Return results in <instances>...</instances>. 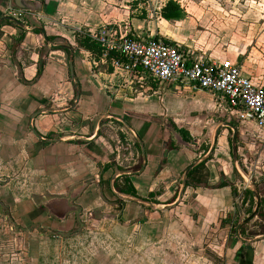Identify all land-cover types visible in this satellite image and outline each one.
Instances as JSON below:
<instances>
[{
	"label": "crops",
	"instance_id": "crops-1",
	"mask_svg": "<svg viewBox=\"0 0 264 264\" xmlns=\"http://www.w3.org/2000/svg\"><path fill=\"white\" fill-rule=\"evenodd\" d=\"M42 1L26 0L23 21L16 19L23 26L0 24V264H264V231L248 227L261 221L258 210L239 228L250 241L235 234L240 215L255 206L254 194L244 195L248 183L240 189L238 171L257 191L264 188V131L216 95L132 85L111 54L97 59L78 47L75 33L91 37L105 26L170 37L135 23L143 21L127 9L116 12L100 0ZM9 5L16 7L0 0V18ZM251 28L245 43L238 35L214 52L195 53L171 39L195 56L237 64L252 83L264 85V21ZM59 44L72 49L78 98L70 50L53 47ZM220 122L235 127L236 166L233 131L224 127L211 154L189 170L175 202L184 171L207 153ZM110 123L119 134H106ZM123 172L136 194L116 189L124 175L114 179L115 191L139 201L112 191L111 178ZM221 181L236 193L229 184L217 186Z\"/></svg>",
	"mask_w": 264,
	"mask_h": 264
},
{
	"label": "built area",
	"instance_id": "built-area-1",
	"mask_svg": "<svg viewBox=\"0 0 264 264\" xmlns=\"http://www.w3.org/2000/svg\"><path fill=\"white\" fill-rule=\"evenodd\" d=\"M4 13L23 21L25 12L9 5ZM91 37L101 44L104 56L112 55L114 68L132 85L153 83L211 93L225 100L240 119L253 121L264 131V85L252 83L239 65L195 56L162 37H144L108 26L92 32Z\"/></svg>",
	"mask_w": 264,
	"mask_h": 264
},
{
	"label": "rangeland",
	"instance_id": "rangeland-1",
	"mask_svg": "<svg viewBox=\"0 0 264 264\" xmlns=\"http://www.w3.org/2000/svg\"><path fill=\"white\" fill-rule=\"evenodd\" d=\"M100 1L113 6L116 12L127 9L132 18L143 21H136L135 23L141 25L143 23L146 27L148 25L153 31L161 30L166 33V37L170 36L167 41L175 44H177V41H174L171 37H176L180 42L188 43L195 53H198L197 51H201L199 53H202V51L214 52L215 50L227 48L230 44L235 43L238 35L243 37L242 41L245 43L251 37V26L257 21H264V0H175L183 11V15L179 20L180 23L173 21L171 23L160 17V9L167 0ZM128 27L133 29V26ZM103 68L106 69L107 67L104 66ZM110 125L105 130L107 135L120 133L116 123H110ZM115 138L113 137V139ZM240 147H242V143H240ZM257 181L261 182L258 179L254 183ZM240 185L242 191V187L246 183ZM254 219L250 221L251 224L248 227L263 232L264 219H261L260 222H258V219L255 221Z\"/></svg>",
	"mask_w": 264,
	"mask_h": 264
},
{
	"label": "water",
	"instance_id": "water-1",
	"mask_svg": "<svg viewBox=\"0 0 264 264\" xmlns=\"http://www.w3.org/2000/svg\"><path fill=\"white\" fill-rule=\"evenodd\" d=\"M13 1V4L16 6V7H19L21 9H28V4L26 3V0H12ZM4 20H9V21H12L14 23H16L17 25H20V26H23L19 21H17L16 19L12 18V17H9V16H3L0 18V24L2 21ZM38 30H40L41 32H43L42 28H37ZM53 47H58V48H67L70 50V57H69V69H70V76H71V79L73 81V85H74V89H75V92H76V98H78V88L74 82V74H73V70H72V49L70 48V46L66 45V44H59V45H54ZM130 114L131 116H134V117H137V118H141V119H146V120H151V118L149 116H144V115H140V114H136V113H128ZM118 118V117H116ZM104 117H102L98 124H97V127H99L100 123L103 121ZM119 120L122 121L121 118H118ZM224 127H229L232 129L233 131V134H232V137H231V150H232V155H233V159H234V162H235V166H236V144H235V137H236V130H235V127L232 126L230 123H226V122H220L216 125L215 129H214V132H213V136H212V140H211V144H210V147L207 151V153L201 157L199 160L195 161L190 167H188L182 177H181V187H180V190H179V193H178V197H177V200L175 202H177L180 197H181V194H182V191L184 189V185H185V180H186V177H187V174L189 172V170L195 166L197 163L201 162L202 160L206 159L210 154H211V151L212 149L214 148L215 146V143H216V138H217V135L219 133V131L224 128ZM140 141V140H139ZM141 143V142H140ZM142 156H143V164H145V153H144V149L142 147ZM236 170H237V167H236ZM141 170L139 171H136V173L140 172ZM124 174H129V172H123V173H115L113 175V177L111 178V181H110V187L112 189V191L119 197L121 198H124V199H127V200H137L139 201L138 199H135L133 197H129V196H125V195H121V194H118L115 189H114V186H113V181L114 179L119 176V175H124ZM238 174L242 177V180L244 182H248L247 184V187L249 188L250 191H252V193L254 194V198H255V206H254V209L253 211L250 213V215H248L247 217H245L243 219V215L241 214L240 217H239V220L237 221V224H236V227H235V234L238 238H240L241 240L243 241H250L248 239H244L240 236L239 234V228L242 224L246 223L248 220L252 219L255 215H256V212L259 208V205H260V199H259V195H258V191L256 189V187L253 185L252 182L250 181H247L241 174L240 172L238 171ZM87 182V181H86ZM174 204V203H172ZM166 207H169L170 205H165ZM260 238L264 239V234H262L261 236H259ZM251 240H254V239H251Z\"/></svg>",
	"mask_w": 264,
	"mask_h": 264
},
{
	"label": "trees",
	"instance_id": "trees-1",
	"mask_svg": "<svg viewBox=\"0 0 264 264\" xmlns=\"http://www.w3.org/2000/svg\"><path fill=\"white\" fill-rule=\"evenodd\" d=\"M41 3H43L42 0H41ZM159 15L161 18L165 20L178 19L183 15V11L178 2H176L175 0H167L161 7ZM2 25H12L13 26L14 24L11 21H5ZM49 39H53V38H49ZM75 40H76L78 47L88 51L95 58L98 59L101 56L103 52V47L98 41L91 38L88 33H84V34L75 33ZM11 48L13 50V46ZM66 52H68V50H66ZM41 69H42V65H39L36 77H38L39 74L41 73ZM108 71L111 72L112 67H109ZM119 179L123 180V185L119 187L117 182L115 183V187L118 191L125 193V194H130V195L136 194L129 176L124 175L120 177ZM263 179L264 178H262V181ZM228 184L232 186L233 191L236 193V188L230 182L221 181L217 186L221 187V186H225ZM258 191L263 197L260 198V207L258 209L257 215L261 219H264V188L260 187ZM244 195H245V198L247 196L253 197L252 192L247 189L245 190Z\"/></svg>",
	"mask_w": 264,
	"mask_h": 264
}]
</instances>
